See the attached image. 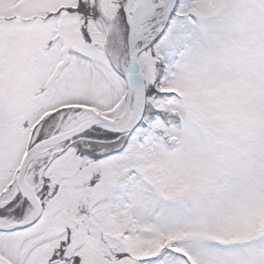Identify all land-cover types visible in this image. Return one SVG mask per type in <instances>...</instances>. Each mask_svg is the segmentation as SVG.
<instances>
[{"label": "snow or ice", "instance_id": "1", "mask_svg": "<svg viewBox=\"0 0 264 264\" xmlns=\"http://www.w3.org/2000/svg\"><path fill=\"white\" fill-rule=\"evenodd\" d=\"M0 264H264V0H0Z\"/></svg>", "mask_w": 264, "mask_h": 264}]
</instances>
